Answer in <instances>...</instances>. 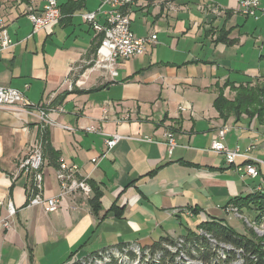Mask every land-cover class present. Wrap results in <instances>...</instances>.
Returning a JSON list of instances; mask_svg holds the SVG:
<instances>
[{
    "label": "crops",
    "instance_id": "crops-1",
    "mask_svg": "<svg viewBox=\"0 0 264 264\" xmlns=\"http://www.w3.org/2000/svg\"><path fill=\"white\" fill-rule=\"evenodd\" d=\"M56 1L59 8L68 0ZM44 2L28 0L38 13ZM18 3L1 16L14 46L0 53V87L43 108L58 161L77 166L101 196L97 209L88 202L93 193L66 195L54 213L27 206L29 177L18 163L40 142L42 123L35 111L0 110V201L16 210L5 230L0 208V264H69L107 247L155 246L194 234L199 224L236 218L222 209L263 185L264 168L257 179H241L210 143L226 127L228 149L253 146L250 155L264 160V126L246 116L223 120L213 102L225 83L264 80V0L257 20L237 13L238 0H135L130 30L156 39L143 55L119 61L114 80L88 68L98 37L80 15L97 12L101 0H83L80 11L37 33ZM71 83L81 92L71 93ZM168 131L176 142L171 156ZM115 134L121 139L107 152L105 141ZM57 167L44 156L43 198L59 194Z\"/></svg>",
    "mask_w": 264,
    "mask_h": 264
},
{
    "label": "built area",
    "instance_id": "built-area-1",
    "mask_svg": "<svg viewBox=\"0 0 264 264\" xmlns=\"http://www.w3.org/2000/svg\"><path fill=\"white\" fill-rule=\"evenodd\" d=\"M135 0H101L100 7L97 12L83 13L80 15L82 20L87 23L93 32L97 35L99 42L88 64L90 71H103L110 80L117 77V65L119 61H125L133 57L141 56L145 52V47L148 43L155 41L156 36L152 35L148 38L134 36L130 30V19L127 13L128 9L134 4ZM25 17L32 26V33L46 31L56 26L61 18L60 11L56 0H45L41 10L36 12L29 4L25 6ZM217 13V9L213 10ZM259 11V0H238L237 13L243 17L257 20ZM219 12V11H218ZM97 14L102 15V23L96 20ZM14 46L10 39L6 24L0 17V53L8 51ZM73 84L69 85L72 89ZM0 110L15 111L22 110L28 113L32 111L39 113V120L42 123V128L51 124L46 112L43 108L31 104L20 91L0 87ZM180 110H183L180 107ZM86 133H96L95 127H87L84 129ZM228 129L220 128L216 132V136L211 140L209 151L214 154H219L224 157L225 163L231 167L241 179L249 178L257 179L260 175L258 169L264 168V160L254 159L250 153L254 149L253 146L241 152L238 148L230 150L224 145L225 135ZM119 135H111L105 141L106 151L113 149L120 141ZM146 142H151L150 139H143ZM165 146L167 155L171 156L176 142L172 132L165 133ZM42 146L40 142L34 143L30 148L29 154L18 163V171L29 177V186L27 188V202L29 207H42L47 213H54L60 207V202L63 197L70 194H80L88 199L92 193L86 179L79 176L78 167L68 165L63 161H58V167L55 171V177L59 185V194L51 198L42 197ZM242 158L246 164L237 166L236 159ZM98 159H93L94 164ZM252 193H263L264 184L254 188ZM5 207L7 220L2 223L5 230L11 227V221L16 210L10 201L4 203L0 201V208ZM227 215V205L222 209ZM247 212V211H241ZM251 214L252 212H247ZM194 236L205 235L210 236L202 228H197ZM193 236V237H194ZM182 236L176 237L177 246H169V244H161V246H169L173 250V254L178 253V240ZM184 238H187L184 236ZM183 238V239H184ZM220 247L233 249L229 245L221 244ZM151 246H140L137 243H125L116 246L107 247L86 257L80 258L77 261L69 264H145L147 253L152 252ZM234 250V249H233ZM240 252L239 250H235ZM242 259H233L229 264H238ZM191 264H205L192 260Z\"/></svg>",
    "mask_w": 264,
    "mask_h": 264
},
{
    "label": "trees",
    "instance_id": "trees-1",
    "mask_svg": "<svg viewBox=\"0 0 264 264\" xmlns=\"http://www.w3.org/2000/svg\"><path fill=\"white\" fill-rule=\"evenodd\" d=\"M21 3L27 5L28 1L21 0ZM83 0L73 2L68 0L62 7H59L61 18L59 23L66 21L73 13L82 9ZM99 42V39H98ZM94 53L91 49L89 55ZM227 84V83H226ZM233 85V84H232ZM81 92L77 90L71 93ZM213 108L219 118L226 120L234 117L237 121L239 117L246 116L248 119H255L256 123L264 126V80L257 81L255 85L250 83L236 87V94L233 99L224 98L219 92L213 102ZM40 143L42 146V156H47L51 165L56 166L58 155L53 151L48 139V132L45 128L41 130ZM91 187L93 197L88 201L93 209L99 207V198L101 192L91 181H87ZM241 211H247L257 214L254 220L264 218V194L251 193L247 196L236 197L229 202V205ZM222 220L209 221L199 224L210 236L193 234L187 235V238L178 240V253L173 254L169 246H177V240L162 239L153 247L152 252L147 253L145 264H184L182 258H189L205 264H229L233 259H242L238 264H264L263 241L254 237L249 231L248 235H239L228 227ZM194 236V237H193ZM169 244V246H161ZM225 244L233 249H227L218 245ZM235 250H239L237 252ZM223 252V253H222ZM225 255V256H224Z\"/></svg>",
    "mask_w": 264,
    "mask_h": 264
},
{
    "label": "rangeland",
    "instance_id": "rangeland-1",
    "mask_svg": "<svg viewBox=\"0 0 264 264\" xmlns=\"http://www.w3.org/2000/svg\"><path fill=\"white\" fill-rule=\"evenodd\" d=\"M21 0H0V17L3 16L7 10L18 6ZM28 1V0H25ZM256 83H250L251 86L255 85ZM218 92L226 99L230 98L233 99V97L236 94V87L230 83H225L223 86L218 88ZM242 216L247 219L248 221L252 222L257 214L255 213H247L242 212ZM243 220H239L238 218L234 217H228L225 219V223L228 227H230L235 233L239 235H248L250 228H248L247 224L245 222L243 223Z\"/></svg>",
    "mask_w": 264,
    "mask_h": 264
},
{
    "label": "bare ground",
    "instance_id": "bare-ground-1",
    "mask_svg": "<svg viewBox=\"0 0 264 264\" xmlns=\"http://www.w3.org/2000/svg\"><path fill=\"white\" fill-rule=\"evenodd\" d=\"M227 212L233 213L236 218H238L239 220H243L245 222V224H247L248 228H250V230H251V234H253L254 237L261 239L263 241V249L262 250H264V218L260 219V220H253L252 222H250L247 219H245L242 216V214H239L238 210L233 208L232 206H227ZM175 240H177V239H175ZM181 261H183L184 264H191L192 259L182 258ZM194 261H196V260H194ZM196 262H199V261H196Z\"/></svg>",
    "mask_w": 264,
    "mask_h": 264
}]
</instances>
